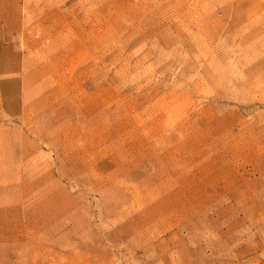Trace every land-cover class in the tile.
<instances>
[{"label": "rangeland", "instance_id": "obj_1", "mask_svg": "<svg viewBox=\"0 0 264 264\" xmlns=\"http://www.w3.org/2000/svg\"><path fill=\"white\" fill-rule=\"evenodd\" d=\"M0 264H264V0H0Z\"/></svg>", "mask_w": 264, "mask_h": 264}]
</instances>
